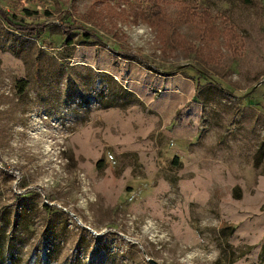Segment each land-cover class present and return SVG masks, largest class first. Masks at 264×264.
Here are the masks:
<instances>
[{"label": "rangeland", "instance_id": "rangeland-1", "mask_svg": "<svg viewBox=\"0 0 264 264\" xmlns=\"http://www.w3.org/2000/svg\"><path fill=\"white\" fill-rule=\"evenodd\" d=\"M0 10L2 264H264V0Z\"/></svg>", "mask_w": 264, "mask_h": 264}, {"label": "trees", "instance_id": "trees-1", "mask_svg": "<svg viewBox=\"0 0 264 264\" xmlns=\"http://www.w3.org/2000/svg\"><path fill=\"white\" fill-rule=\"evenodd\" d=\"M4 15H5V12L3 10H0V16H2L4 19H6V17ZM19 83H22V85H23L24 82H23V80H20ZM0 264H2V262H0Z\"/></svg>", "mask_w": 264, "mask_h": 264}, {"label": "water", "instance_id": "water-1", "mask_svg": "<svg viewBox=\"0 0 264 264\" xmlns=\"http://www.w3.org/2000/svg\"><path fill=\"white\" fill-rule=\"evenodd\" d=\"M147 261H148L149 263H151V264H157L156 262H154V261L151 260V259H147Z\"/></svg>", "mask_w": 264, "mask_h": 264}]
</instances>
